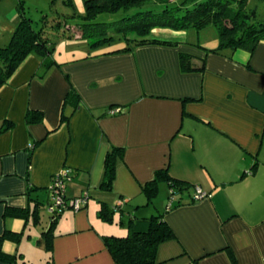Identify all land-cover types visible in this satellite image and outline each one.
Instances as JSON below:
<instances>
[{
    "label": "crops",
    "instance_id": "obj_1",
    "mask_svg": "<svg viewBox=\"0 0 264 264\" xmlns=\"http://www.w3.org/2000/svg\"><path fill=\"white\" fill-rule=\"evenodd\" d=\"M72 2L74 10L55 0L51 15H83L84 0ZM18 21L4 12L0 28ZM177 35L156 29L153 38L177 45L126 53L124 43L93 51L81 36L60 39L58 66L44 72L30 56L0 88V130L10 124L0 131V237L18 235L2 242L0 264H113L104 238L145 231L141 221L160 214L175 238L158 247V264H233L228 251L234 264H264V41L251 54L211 53L218 39L209 46ZM180 53L203 71L183 73ZM70 88L77 105L66 100ZM28 110L42 121L27 123ZM112 146L124 155L107 192L100 183ZM64 168L72 170L66 198L88 201L51 225L47 190ZM158 170L209 196L193 203L188 189L179 207L150 208L155 198L148 202L142 186ZM163 184L168 192L165 182L158 192ZM102 204L115 207L110 221L99 218Z\"/></svg>",
    "mask_w": 264,
    "mask_h": 264
},
{
    "label": "trees",
    "instance_id": "obj_2",
    "mask_svg": "<svg viewBox=\"0 0 264 264\" xmlns=\"http://www.w3.org/2000/svg\"><path fill=\"white\" fill-rule=\"evenodd\" d=\"M54 1L51 0V4ZM172 1L84 0L85 13L83 15L75 11L69 15L61 14L50 17L42 14L37 21L36 28L33 26L32 19L26 16L23 3L18 2L16 7L19 16L17 26L9 41L0 46V88L9 83L30 56H36L40 60L44 72L58 66L53 59V54L60 39L74 40L77 36H81L83 39H87L93 51L115 43H124L125 47L121 51L126 53L135 48L149 45H177L176 42L153 38L151 34L156 29L200 31L212 25L217 31L218 46L216 49L210 50L211 53L244 50L251 54L256 46L264 41V19H258L254 10H247L251 0H185L180 6L168 7ZM64 4L74 10L72 0H64ZM148 4L151 7L152 4L160 5V12L156 13L151 7H145ZM118 13H122V15L116 17ZM105 14L113 17L111 23L98 21L99 16ZM109 23L112 27H109ZM112 28L114 33H110ZM192 59L191 55L179 54V66L183 73L203 71L204 66L200 69L192 67ZM66 100H71L77 105L79 96L70 88ZM116 109L119 111L115 114L124 113L122 108L115 106L109 108L110 111ZM67 119L65 117L61 119V122H66ZM41 121V112L28 110L27 123H40ZM9 126H3L0 131ZM123 155L124 149L114 146L106 153L104 172L100 183L102 190L110 191L115 179L117 164L123 159ZM161 182L167 183L168 191L174 190L178 196L184 190L189 189L186 182L173 179L167 170H158L152 181L142 186V192L148 202L156 198ZM170 197L172 194L169 193L168 199ZM192 201L196 202L194 199ZM47 204H50V199ZM180 205V202L175 203L169 210L165 209V213ZM113 209L102 204L98 213L99 218L103 221H110ZM65 210L61 208V210H54L52 214L48 213L51 225L55 224L59 215ZM7 213L15 217H24L28 214L25 210H9ZM141 222L146 225L145 231H135L130 227L129 234L125 237L109 236L104 238V244L113 258V264H158V247L175 238L164 215H155ZM46 233L50 234V230ZM8 238L15 239L18 238V235L6 232L0 237V261L7 260L1 252V244ZM228 254L234 264L233 256L229 251Z\"/></svg>",
    "mask_w": 264,
    "mask_h": 264
},
{
    "label": "rangeland",
    "instance_id": "obj_3",
    "mask_svg": "<svg viewBox=\"0 0 264 264\" xmlns=\"http://www.w3.org/2000/svg\"><path fill=\"white\" fill-rule=\"evenodd\" d=\"M185 0H173L170 4H168V7H174V6H180ZM22 2L23 7H24V12L26 13V16L32 19L33 21V26L36 28L38 26L37 21L39 20V17L42 14H46L49 17L51 15V10L54 9V6L51 4V0H3L0 2V15L2 16L3 13L11 11V14L14 17H17L18 12L16 10L17 3ZM145 7L150 8L151 5H145ZM151 9L154 10V12L158 13L161 10L160 5H154L152 4ZM247 10H254L256 16L258 19H264V1L262 0H251L248 3ZM122 13H118L117 16H121ZM113 21V17L111 15H101L98 18V21ZM111 23V22H110ZM109 23V27H112V25ZM17 25V24H16ZM16 27V26H14ZM11 28L9 31L3 30L0 28V44L7 43L12 36L14 29ZM174 34H177L178 32L181 34V36L185 37L188 41L190 39H194L196 42L197 39L200 42H206L209 46L214 43V41L217 39V31L216 29L212 26L209 25L205 27L204 29L197 31L194 29H189V30H184V31H172ZM110 33H114L113 28L111 29ZM181 36L177 35L176 38H182ZM162 187L160 188L157 197L153 200V203L150 204V208H154L156 204H161L162 208L168 205L169 199V191L167 192V186L165 184L161 185ZM165 186V189H164ZM191 191V194H194V189L189 188ZM165 207V208H166ZM45 210L48 212V204H45Z\"/></svg>",
    "mask_w": 264,
    "mask_h": 264
},
{
    "label": "built area",
    "instance_id": "obj_4",
    "mask_svg": "<svg viewBox=\"0 0 264 264\" xmlns=\"http://www.w3.org/2000/svg\"><path fill=\"white\" fill-rule=\"evenodd\" d=\"M119 109L111 111V113L114 115L115 113H118ZM72 170L69 168L62 169L59 173H57L51 183L48 187V193H49V199L50 204L48 205V213L52 214L54 210L58 209L63 210L65 209H72L73 211H78L82 208V206H85L88 201V196L83 195L79 198H73V199H67L65 196V190L67 183L72 180ZM170 194H172V197L169 199V203L166 207L167 210L172 208L174 204L177 201L178 194L174 193V190L169 191ZM209 194L201 190L200 188L196 187L194 189V195L193 199L195 201H200L205 198H207Z\"/></svg>",
    "mask_w": 264,
    "mask_h": 264
}]
</instances>
